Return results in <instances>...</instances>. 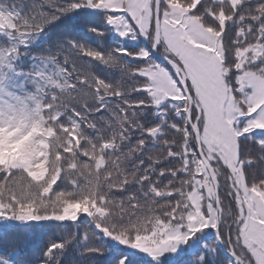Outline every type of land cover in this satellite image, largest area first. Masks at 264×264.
<instances>
[{"label": "snow or ice", "instance_id": "1", "mask_svg": "<svg viewBox=\"0 0 264 264\" xmlns=\"http://www.w3.org/2000/svg\"><path fill=\"white\" fill-rule=\"evenodd\" d=\"M0 264H264V0H0Z\"/></svg>", "mask_w": 264, "mask_h": 264}]
</instances>
